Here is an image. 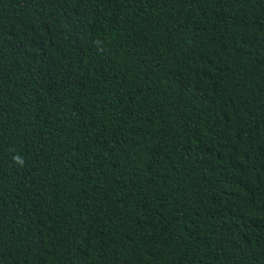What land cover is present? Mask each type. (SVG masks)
Instances as JSON below:
<instances>
[{
    "label": "trees",
    "instance_id": "16d2710c",
    "mask_svg": "<svg viewBox=\"0 0 264 264\" xmlns=\"http://www.w3.org/2000/svg\"><path fill=\"white\" fill-rule=\"evenodd\" d=\"M0 264H264V0H0Z\"/></svg>",
    "mask_w": 264,
    "mask_h": 264
}]
</instances>
